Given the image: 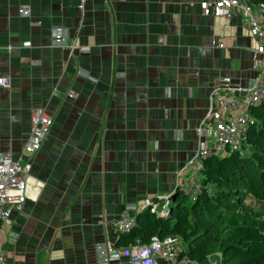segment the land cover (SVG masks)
<instances>
[{"label": "crops", "instance_id": "1", "mask_svg": "<svg viewBox=\"0 0 264 264\" xmlns=\"http://www.w3.org/2000/svg\"><path fill=\"white\" fill-rule=\"evenodd\" d=\"M81 2L0 0V78L12 79L0 88V153L20 155L32 109L53 119L29 157L23 211L0 229L9 264H96L97 243L120 246L125 206L149 200L167 216L211 92L257 73L239 14L203 17L200 0ZM55 28L87 51L51 48Z\"/></svg>", "mask_w": 264, "mask_h": 264}, {"label": "built area", "instance_id": "2", "mask_svg": "<svg viewBox=\"0 0 264 264\" xmlns=\"http://www.w3.org/2000/svg\"><path fill=\"white\" fill-rule=\"evenodd\" d=\"M198 7L203 17L229 18L235 14L240 15L243 25L252 30L258 42L252 65L257 73L246 85L234 84L229 78H223L211 92L204 115L195 128L196 149L174 176L175 190L188 202H195L205 190L211 192L210 186L203 185V166L208 157L248 154L250 148L246 142L247 133L255 121L251 109L264 102V4H253L251 0H200ZM79 8L84 9V0ZM18 12L21 16H28L30 10L21 7ZM49 46L65 49L69 54L87 51L75 39L68 42L60 28L51 30ZM216 47L221 49L223 44L217 43ZM20 48H31V43L23 42ZM13 49V46L5 48L7 52ZM37 63L32 61L33 66ZM117 76L122 78L123 74ZM11 85V78H0V88L9 89ZM52 124L53 119L44 108L32 109L30 132L23 141L20 155L0 153V229L11 223L13 213L23 211L32 170L29 157L40 150ZM156 207L149 200L142 206H125L121 215L114 220V228L119 233H129L136 227L137 213L149 209L151 213L157 214ZM166 214L164 212L159 215ZM183 249L181 238L170 235L165 238L153 237L147 244L137 241L124 247L97 243L94 252L96 264H122L124 260L126 264H159L160 261L167 264H200L181 255ZM0 264H9L1 241ZM206 264L216 262L209 257Z\"/></svg>", "mask_w": 264, "mask_h": 264}, {"label": "trees", "instance_id": "3", "mask_svg": "<svg viewBox=\"0 0 264 264\" xmlns=\"http://www.w3.org/2000/svg\"><path fill=\"white\" fill-rule=\"evenodd\" d=\"M251 115L255 121L247 133L248 154L213 155L204 161L203 185L212 188L210 193L203 191L195 202L177 193L167 216L144 210L119 245L172 235L183 242L181 255L200 264L215 255L216 264H264V102Z\"/></svg>", "mask_w": 264, "mask_h": 264}, {"label": "rangeland", "instance_id": "4", "mask_svg": "<svg viewBox=\"0 0 264 264\" xmlns=\"http://www.w3.org/2000/svg\"><path fill=\"white\" fill-rule=\"evenodd\" d=\"M247 203V202H246ZM248 204V203H247ZM229 234V231L228 232H226V233H224L223 232V235H222V237L224 238V239H226V238H228V235ZM217 257H215V259H216Z\"/></svg>", "mask_w": 264, "mask_h": 264}, {"label": "water", "instance_id": "5", "mask_svg": "<svg viewBox=\"0 0 264 264\" xmlns=\"http://www.w3.org/2000/svg\"><path fill=\"white\" fill-rule=\"evenodd\" d=\"M152 214H154V215L158 216V215H157V214H155V213H152Z\"/></svg>", "mask_w": 264, "mask_h": 264}]
</instances>
